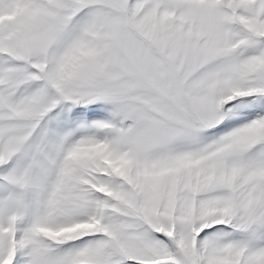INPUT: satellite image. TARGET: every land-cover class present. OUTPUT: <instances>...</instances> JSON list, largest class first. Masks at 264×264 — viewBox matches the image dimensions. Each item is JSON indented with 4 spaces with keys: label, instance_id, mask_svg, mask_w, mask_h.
Wrapping results in <instances>:
<instances>
[{
    "label": "snow or ice",
    "instance_id": "6c2138e0",
    "mask_svg": "<svg viewBox=\"0 0 264 264\" xmlns=\"http://www.w3.org/2000/svg\"><path fill=\"white\" fill-rule=\"evenodd\" d=\"M0 264H264V0H0Z\"/></svg>",
    "mask_w": 264,
    "mask_h": 264
}]
</instances>
